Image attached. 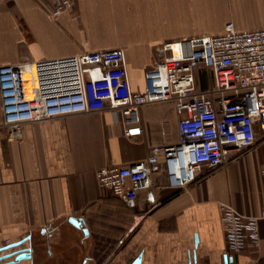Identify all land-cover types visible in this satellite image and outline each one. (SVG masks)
I'll use <instances>...</instances> for the list:
<instances>
[{
    "label": "crops",
    "instance_id": "1",
    "mask_svg": "<svg viewBox=\"0 0 264 264\" xmlns=\"http://www.w3.org/2000/svg\"><path fill=\"white\" fill-rule=\"evenodd\" d=\"M47 5L0 0V66L122 48L131 86L143 91L164 43L221 33L229 21L237 30L264 28V0H73L57 17ZM196 82L211 89V71L200 68ZM178 120L172 102L143 105L135 124L104 108L26 122L23 137L11 140L0 97V264H131L139 255L141 264H193L194 256L224 264L220 203L247 215L264 209L263 130L246 153L232 151L237 157L212 171L204 166L184 190L159 173L130 203L98 184L100 168L177 142ZM132 125L142 133L127 135ZM260 231V244L248 241L232 264H264V218ZM30 246V258L15 260Z\"/></svg>",
    "mask_w": 264,
    "mask_h": 264
},
{
    "label": "built area",
    "instance_id": "2",
    "mask_svg": "<svg viewBox=\"0 0 264 264\" xmlns=\"http://www.w3.org/2000/svg\"><path fill=\"white\" fill-rule=\"evenodd\" d=\"M73 7V0H48L50 17ZM160 59L145 72V88L130 83L122 48L83 52L0 66V97L4 126L11 140L23 137V124L104 108L121 109L130 123L139 122L145 104L172 102L178 140L155 144L148 156L128 166L110 165L96 172L98 184L126 201L154 186L164 173L167 185L184 190L211 171L251 149L257 128L264 131V28L237 30L233 21L223 32L164 43ZM211 71L213 87L200 90L196 72ZM26 87L30 94L27 95ZM142 133L140 125L126 130ZM226 235L223 254L240 253L248 241H261L260 216L247 215L220 203ZM232 264V263H228Z\"/></svg>",
    "mask_w": 264,
    "mask_h": 264
},
{
    "label": "water",
    "instance_id": "3",
    "mask_svg": "<svg viewBox=\"0 0 264 264\" xmlns=\"http://www.w3.org/2000/svg\"><path fill=\"white\" fill-rule=\"evenodd\" d=\"M129 202L130 203H133L134 200H129ZM70 221L74 225H76L77 227H79V228H81L83 226L82 219H80V218H73L72 217V218H70ZM19 243H21V242L12 243L10 245L5 246L4 248H8V247H11V246H16ZM31 250H32V247L31 246L28 247V248H25V249L20 250L19 254L15 257V260H21V259H25V258H30L31 257ZM5 256H7V255H5ZM1 258H3V257H1ZM141 260H142V257H141V255H139L131 264H141ZM233 260H234L233 257H231L229 259L227 257H224V264H228L229 262L230 263H233ZM193 264H199L197 262L196 256H194V263Z\"/></svg>",
    "mask_w": 264,
    "mask_h": 264
},
{
    "label": "bare ground",
    "instance_id": "4",
    "mask_svg": "<svg viewBox=\"0 0 264 264\" xmlns=\"http://www.w3.org/2000/svg\"><path fill=\"white\" fill-rule=\"evenodd\" d=\"M26 92H27V95L30 94L29 87H26Z\"/></svg>",
    "mask_w": 264,
    "mask_h": 264
}]
</instances>
